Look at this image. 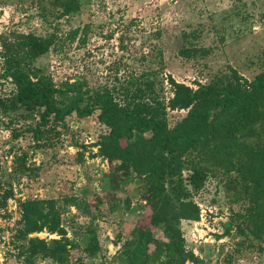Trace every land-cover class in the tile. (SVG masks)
Returning a JSON list of instances; mask_svg holds the SVG:
<instances>
[{
    "label": "rangeland",
    "instance_id": "374dc122",
    "mask_svg": "<svg viewBox=\"0 0 264 264\" xmlns=\"http://www.w3.org/2000/svg\"><path fill=\"white\" fill-rule=\"evenodd\" d=\"M64 1L0 0V101L17 93L3 43L19 35L53 40L33 66L57 88L78 84L91 95L116 90L119 101L134 80L155 83L153 96L168 105L171 77L196 89L233 70L248 80L264 71V0H77L79 10L73 13L66 12ZM183 49L191 57L181 56ZM40 114L0 107V264H57L34 251L33 238L49 246L68 241L73 249L66 264H122L123 242L146 214L144 178L134 176L113 188L115 165L100 152L110 129L100 122V111L46 123ZM187 114L168 109L169 127L176 128ZM249 143L264 145V130L259 127ZM214 157L213 149L207 155L190 153L184 164L187 201L200 212L198 221L179 222L192 255L186 264H264V243L250 237L239 217L248 203L239 200V176L230 167L236 160ZM194 168L206 176L200 189L190 185ZM175 196L168 197L171 213L182 208ZM30 200L56 202L54 219L64 238L48 229L24 237V204ZM47 207L44 211L52 212ZM162 230L156 232L160 239ZM93 233L101 251L89 258L84 248Z\"/></svg>",
    "mask_w": 264,
    "mask_h": 264
},
{
    "label": "trees",
    "instance_id": "16d2710c",
    "mask_svg": "<svg viewBox=\"0 0 264 264\" xmlns=\"http://www.w3.org/2000/svg\"><path fill=\"white\" fill-rule=\"evenodd\" d=\"M63 5L67 13L79 10L77 0H65ZM52 45L53 40L35 35H19L3 43L7 75L13 79L17 93L0 101V107L14 113L40 112L43 123L51 118L64 121L74 114L86 118L100 111V122L110 129L101 141L100 152L115 165L113 188H122L134 176L144 178L147 185L146 214L139 219L131 237L123 242L122 264H186L190 261L192 255L185 250L179 222L198 221L200 212L187 201L189 189L183 184L182 172L190 153L207 155L208 149L214 150V159L218 161L236 160L230 167L239 176L235 180L241 188L239 200L248 203L246 214L239 217L245 220L250 237L264 243V145L256 147L249 143L259 133V127L264 130V71L248 80L233 70L230 76L221 77L210 85L198 84L196 89L171 77L173 98L168 105L153 96L155 83L142 85L134 80L130 88L125 89L124 100L119 101L116 90L91 95L83 92L78 84L68 83L57 88L51 78L33 66ZM180 53L185 58L192 55L188 49ZM85 95H89V100ZM168 109L188 112L174 129L167 121ZM205 177L202 169L194 168L190 185L200 189ZM170 192L176 195L182 207L178 213L169 210ZM55 204L54 200H30L24 204V237L45 229L63 238L66 236L59 221L54 219L57 216ZM44 205L52 212H45ZM162 227L163 239H160L156 232ZM31 242L36 253H43L57 264L69 262L68 253L73 246L68 241L53 240L52 246L39 238ZM100 251L98 236L93 233L84 253L96 258Z\"/></svg>",
    "mask_w": 264,
    "mask_h": 264
},
{
    "label": "built area",
    "instance_id": "2783aa9c",
    "mask_svg": "<svg viewBox=\"0 0 264 264\" xmlns=\"http://www.w3.org/2000/svg\"><path fill=\"white\" fill-rule=\"evenodd\" d=\"M190 264H192V263H190Z\"/></svg>",
    "mask_w": 264,
    "mask_h": 264
}]
</instances>
